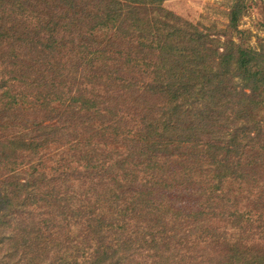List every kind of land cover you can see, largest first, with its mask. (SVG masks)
<instances>
[{"label": "trees", "instance_id": "16d2710c", "mask_svg": "<svg viewBox=\"0 0 264 264\" xmlns=\"http://www.w3.org/2000/svg\"><path fill=\"white\" fill-rule=\"evenodd\" d=\"M164 1L0 0V264H264V201L253 213L247 197L264 43L234 39L238 6L217 30ZM53 143L83 162L84 193L41 190L26 156ZM43 203L62 218L35 219Z\"/></svg>", "mask_w": 264, "mask_h": 264}, {"label": "rangeland", "instance_id": "374dc122", "mask_svg": "<svg viewBox=\"0 0 264 264\" xmlns=\"http://www.w3.org/2000/svg\"><path fill=\"white\" fill-rule=\"evenodd\" d=\"M163 5L184 20L201 27H215L217 30L227 28L232 8L238 6L242 11L238 19V32L233 35L234 39L254 49L264 43V0H165ZM75 154L67 144L53 143L42 147L34 157L26 156L27 160L37 162L40 171L46 177V186L49 189L43 187L41 190L44 192L59 190L58 193L62 195H69L67 192L70 190H74L78 194L84 193L91 184V177L87 171L83 170V162L79 161ZM261 174H263L262 177ZM255 178L251 182V187H248L250 194L247 195L251 202L248 210L251 209L253 213H256L255 207L264 201V171L256 175ZM235 189H237V185L234 182L224 181L219 190L234 192ZM259 195H261V200L258 198ZM239 202L247 201L240 199ZM71 207L74 210H79L83 209L84 205L75 203ZM65 210L56 205L43 203L40 207H34L31 215H34L35 219L59 220L62 218L59 213L65 212ZM95 210L100 213L106 212V208L99 204H96ZM68 215L69 213L66 214V217ZM208 223L209 227L224 231L231 238L240 234L222 217L210 216ZM259 238L258 232L254 231L249 240L251 243L258 242ZM141 261L143 264H153V261L148 257Z\"/></svg>", "mask_w": 264, "mask_h": 264}]
</instances>
